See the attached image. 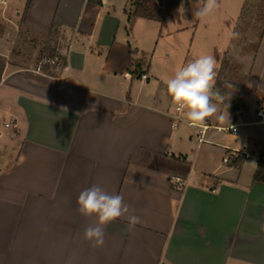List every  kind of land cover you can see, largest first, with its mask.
Returning <instances> with one entry per match:
<instances>
[{
  "label": "crops",
  "instance_id": "obj_1",
  "mask_svg": "<svg viewBox=\"0 0 264 264\" xmlns=\"http://www.w3.org/2000/svg\"><path fill=\"white\" fill-rule=\"evenodd\" d=\"M99 1L0 2V120L16 123L0 129V264H264V183L253 180L264 33L252 54L222 50L239 65L243 109L231 114L220 94L192 126L159 100L130 43L132 0ZM45 52L67 70L36 72ZM93 184L139 218L106 225L101 247L84 239L96 217L77 204Z\"/></svg>",
  "mask_w": 264,
  "mask_h": 264
},
{
  "label": "rangeland",
  "instance_id": "obj_2",
  "mask_svg": "<svg viewBox=\"0 0 264 264\" xmlns=\"http://www.w3.org/2000/svg\"><path fill=\"white\" fill-rule=\"evenodd\" d=\"M136 1L132 0V4L135 5ZM260 2L261 0H249L245 8V0H217L218 6L214 12L201 19L195 17L193 12L203 5L204 0H180L177 10L184 16L178 21L166 17L165 25L161 26L156 9L151 13V18L144 20V17H138L133 22L129 20L127 29L131 28L130 43L133 49L136 42L142 46L137 57L143 56L144 63L150 64L149 80L156 81L153 90L159 100L162 99L168 108L175 106L172 97L167 94L164 81L178 67L200 55H213L214 50L222 55V50L230 47L231 51L235 43L241 52L252 54L260 33L264 31V11ZM159 8L163 12V5ZM242 8L243 13L240 15ZM232 33H238V38H232ZM20 35L22 38L23 34ZM44 54L52 53H42L38 59ZM225 57L228 58L226 55ZM181 116L183 117L182 113ZM184 120L181 119V128L186 126ZM2 127L0 120V129Z\"/></svg>",
  "mask_w": 264,
  "mask_h": 264
},
{
  "label": "clouds",
  "instance_id": "obj_3",
  "mask_svg": "<svg viewBox=\"0 0 264 264\" xmlns=\"http://www.w3.org/2000/svg\"><path fill=\"white\" fill-rule=\"evenodd\" d=\"M217 0H204L193 15L206 18L217 8ZM183 9V5H181ZM238 33H232V38H238ZM219 64L212 54H204L178 67L171 77L165 79L167 94L172 97L175 111L183 114V118L192 126L203 123L213 116L218 108L212 101H221L219 91H214ZM78 211L85 217L95 216L96 225L84 230V239L93 247L104 244V228L109 223L121 217H126L129 224L139 223V218L129 213V206L123 202L121 194H109L96 184L82 190L77 198ZM264 232V222L260 223Z\"/></svg>",
  "mask_w": 264,
  "mask_h": 264
},
{
  "label": "trees",
  "instance_id": "obj_4",
  "mask_svg": "<svg viewBox=\"0 0 264 264\" xmlns=\"http://www.w3.org/2000/svg\"><path fill=\"white\" fill-rule=\"evenodd\" d=\"M92 1L100 3L99 0ZM179 2L180 0H164L162 12L161 8H159L158 5L153 2V0H137L135 2L131 16L132 18H151V13L157 10L156 12L158 14L156 16L158 17L161 26H163L165 25L166 17L178 21L180 18H182V16H184L177 10ZM248 2L249 0H245V8ZM28 4L29 0H27L25 8H27ZM259 5L261 6L262 11H264V0H261ZM243 8L240 15L243 13ZM262 14H264V12H262ZM3 32L4 27L0 25V35H2ZM262 33H264V31L260 33L258 39L261 38ZM257 45L258 41L256 43V46ZM213 55L216 57L219 64L215 87L217 91H219V93L224 96L223 105L225 106L226 110L235 115L237 112H240L243 109L242 97L245 91V87L242 84L241 77L239 75L238 65L232 63L229 58L225 57V55L219 54L216 50L214 51ZM229 160L231 165L240 167L244 157L243 155L238 154L235 159L230 157ZM253 180L264 183V158H262L261 155L258 158L256 168L253 173Z\"/></svg>",
  "mask_w": 264,
  "mask_h": 264
},
{
  "label": "built area",
  "instance_id": "obj_5",
  "mask_svg": "<svg viewBox=\"0 0 264 264\" xmlns=\"http://www.w3.org/2000/svg\"><path fill=\"white\" fill-rule=\"evenodd\" d=\"M0 2H2V0H0ZM56 65H63V69L67 70V66L64 65L61 56L57 53V52H52L51 55H47L44 54L42 55L36 63V66L34 68V70L36 72H44L49 70L50 68L56 66ZM141 79H145L146 75L145 74H141L140 75ZM255 116L258 119V121H264V105L259 106L256 111H255ZM2 126L4 128H11V129H15L16 128V123L14 122H6V121H2ZM236 123H233L232 125H230L226 130L230 131L231 134L235 135L236 134ZM206 126H201L202 131L204 129H206ZM196 139L197 141H202L201 135H196ZM234 155H236V153H234ZM243 157L246 159L248 158V153L244 152ZM1 156V153H0Z\"/></svg>",
  "mask_w": 264,
  "mask_h": 264
},
{
  "label": "water",
  "instance_id": "obj_6",
  "mask_svg": "<svg viewBox=\"0 0 264 264\" xmlns=\"http://www.w3.org/2000/svg\"><path fill=\"white\" fill-rule=\"evenodd\" d=\"M156 4L161 7L164 3V0H155Z\"/></svg>",
  "mask_w": 264,
  "mask_h": 264
}]
</instances>
